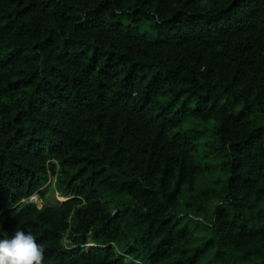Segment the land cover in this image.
I'll use <instances>...</instances> for the list:
<instances>
[{
    "label": "trees",
    "instance_id": "1",
    "mask_svg": "<svg viewBox=\"0 0 264 264\" xmlns=\"http://www.w3.org/2000/svg\"><path fill=\"white\" fill-rule=\"evenodd\" d=\"M18 229L43 264H264V0H0Z\"/></svg>",
    "mask_w": 264,
    "mask_h": 264
},
{
    "label": "clouds",
    "instance_id": "2",
    "mask_svg": "<svg viewBox=\"0 0 264 264\" xmlns=\"http://www.w3.org/2000/svg\"><path fill=\"white\" fill-rule=\"evenodd\" d=\"M45 248L31 230L0 236V264H43Z\"/></svg>",
    "mask_w": 264,
    "mask_h": 264
},
{
    "label": "rangeland",
    "instance_id": "3",
    "mask_svg": "<svg viewBox=\"0 0 264 264\" xmlns=\"http://www.w3.org/2000/svg\"><path fill=\"white\" fill-rule=\"evenodd\" d=\"M196 126L197 129H199L202 134H201V139L198 141V143L200 144L199 146V151L200 153H202L204 150H206L208 148V146L206 145L209 141H212L216 138L215 134H214V128L215 125L213 122H201V121H197V120H191V121H187L185 124V127H193ZM219 161V160H218ZM212 176L213 177H218L220 174V170H212ZM48 197L49 200L51 202H53L54 204L58 205L62 202H64L66 200L65 197L62 196V194L58 193L54 188L53 190H49L48 191ZM95 244L93 236H90L87 246H93Z\"/></svg>",
    "mask_w": 264,
    "mask_h": 264
},
{
    "label": "built area",
    "instance_id": "4",
    "mask_svg": "<svg viewBox=\"0 0 264 264\" xmlns=\"http://www.w3.org/2000/svg\"><path fill=\"white\" fill-rule=\"evenodd\" d=\"M25 202H38V195L37 194H33L32 196H30L28 199L24 200Z\"/></svg>",
    "mask_w": 264,
    "mask_h": 264
}]
</instances>
